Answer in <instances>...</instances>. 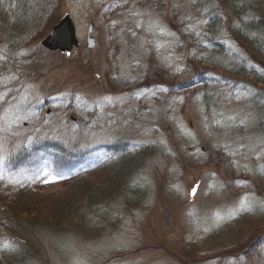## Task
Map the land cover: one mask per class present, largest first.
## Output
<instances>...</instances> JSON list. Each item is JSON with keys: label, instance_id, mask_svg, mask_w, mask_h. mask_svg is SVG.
<instances>
[{"label": "rangeland", "instance_id": "obj_1", "mask_svg": "<svg viewBox=\"0 0 264 264\" xmlns=\"http://www.w3.org/2000/svg\"><path fill=\"white\" fill-rule=\"evenodd\" d=\"M0 1L22 24L0 23V264L21 241L18 264H264V59L234 32L264 42L263 0L241 17L222 0ZM67 13L80 44L48 49Z\"/></svg>", "mask_w": 264, "mask_h": 264}, {"label": "trees", "instance_id": "obj_2", "mask_svg": "<svg viewBox=\"0 0 264 264\" xmlns=\"http://www.w3.org/2000/svg\"><path fill=\"white\" fill-rule=\"evenodd\" d=\"M21 1L26 2L27 0H21ZM222 2L225 3L227 6H229L234 14H236L240 17L242 15L243 11L246 10V5H245L246 3L244 0H222ZM37 3L39 5H43V6L48 5V4L54 5L53 4L54 0H37ZM9 4H11V3H9ZM259 12H260L259 16L255 19L251 20L249 22V24L252 23L254 25L261 26L264 29V5L261 6V11H259ZM26 13H27V11H26ZM23 19H25V17ZM2 22L4 24L3 27H6V31H5V29H3V30H4V32L8 33V35L11 34L12 29H14L16 27H20L22 25V24L17 23L15 26V24H14V28L13 27L10 28L9 29L10 32H8V26H13V25L10 23V21H8L7 18L4 17V15L0 16V23H2ZM216 24H217V18H216V16H213L212 20H211V28L213 30L215 29ZM0 29H2V28H0ZM234 32L236 33L237 38H239L241 41L243 40L246 42L253 43L254 44V50L258 53L259 57L262 60L264 59V42L259 41L260 38L253 36L249 31L243 30L242 28L236 29ZM255 41H258V43H254ZM253 76L257 79L256 80L257 82L264 84V77L262 76V74H256L255 73V74H253ZM55 146L54 147L57 149L58 152L61 151L62 158H65V157L71 155L70 153H65L63 151V150H66V151H68V150L65 149L62 145H61V147L59 145H55ZM77 155L78 154H72L70 157L77 156ZM132 160H133V158H132ZM123 163L124 164L118 166L116 169H114V172H111L108 175V178H107V180H105L106 181L105 183H102L99 185L98 184L84 185L82 187L75 189L73 192H71V194L64 201H62V202L60 201L52 209L54 216H57V217L59 216L61 218V217L66 216L69 213H71V214L76 213V211L78 210V207L80 205L79 203L81 202L82 197L85 195H88L89 198L99 197L97 199H100L101 196H103L107 192L106 190L108 188H112L113 186L115 187V184L118 183L116 181H118L131 168H134L135 166L138 165V162H136L135 158H134V162L130 161V159L129 160L125 159ZM103 165L107 166L106 164H103ZM103 165H101V166H103ZM97 168H99V167H97ZM87 174L82 173V174H79L77 176H73L72 178H69L66 182H72L74 180L83 178ZM18 189H20V191H24V190L29 189V188L27 186L26 187L22 186V187H19ZM90 200H93V199H90ZM16 206L20 207L21 204L16 205ZM16 210H19V209H16ZM21 242L19 243V244H21V246H20L21 252L18 253V255H16V257H15V263H17V264L22 263L26 259L23 252L25 250L27 251V249H26V247H24L25 243H23V242L21 243ZM23 249H24V251H23Z\"/></svg>", "mask_w": 264, "mask_h": 264}, {"label": "water", "instance_id": "obj_3", "mask_svg": "<svg viewBox=\"0 0 264 264\" xmlns=\"http://www.w3.org/2000/svg\"><path fill=\"white\" fill-rule=\"evenodd\" d=\"M94 24L90 25V32L93 30ZM88 46L92 47L95 44V39L92 36L88 38ZM79 41L76 36V26L72 17L66 14L52 29L51 33L43 40V44L51 49L61 48L62 50L71 51Z\"/></svg>", "mask_w": 264, "mask_h": 264}, {"label": "snow or ice", "instance_id": "obj_4", "mask_svg": "<svg viewBox=\"0 0 264 264\" xmlns=\"http://www.w3.org/2000/svg\"><path fill=\"white\" fill-rule=\"evenodd\" d=\"M193 194H195V189H193ZM239 210H245L243 205L241 206V209H239ZM0 250H2V249H0Z\"/></svg>", "mask_w": 264, "mask_h": 264}]
</instances>
